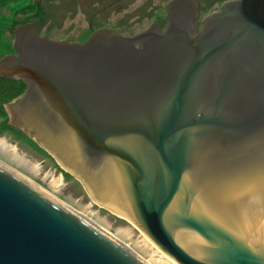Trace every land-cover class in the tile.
Masks as SVG:
<instances>
[{"label": "water", "instance_id": "obj_1", "mask_svg": "<svg viewBox=\"0 0 264 264\" xmlns=\"http://www.w3.org/2000/svg\"><path fill=\"white\" fill-rule=\"evenodd\" d=\"M166 29L85 44L20 26L0 80L9 124L99 207L178 264H264V0H174ZM0 264H141L0 167Z\"/></svg>", "mask_w": 264, "mask_h": 264}, {"label": "rangeland", "instance_id": "obj_2", "mask_svg": "<svg viewBox=\"0 0 264 264\" xmlns=\"http://www.w3.org/2000/svg\"><path fill=\"white\" fill-rule=\"evenodd\" d=\"M174 0H0V61L17 55L14 34L18 27L35 25L38 35L56 43L83 45L100 30L133 38L149 31L154 22L165 31L167 6ZM237 0H200L199 22L228 2ZM200 24V23H199ZM201 30V25H199ZM27 93V86L11 79L0 80V102L12 103ZM9 114L0 105V141L14 148L20 157L12 167L47 191L53 180L63 177L55 191L57 197L73 209L97 214L112 233L129 229L132 243L141 242V234L125 220L98 207L89 197L80 179L64 171L58 161L37 142L9 124ZM24 161L25 163H21ZM32 168H39L32 172ZM144 258V257H143ZM178 264V263H176Z\"/></svg>", "mask_w": 264, "mask_h": 264}, {"label": "bare ground", "instance_id": "obj_3", "mask_svg": "<svg viewBox=\"0 0 264 264\" xmlns=\"http://www.w3.org/2000/svg\"><path fill=\"white\" fill-rule=\"evenodd\" d=\"M20 157L18 156L16 150L11 146L7 145L4 141H0V167L9 172L10 174L14 175L21 181L28 184L30 187L38 191L40 194L60 206L61 208L65 209L66 211L70 212L83 222L87 223L95 230L112 240L118 246L123 248L127 251L130 255H132L136 260H138L141 264H176L177 262L174 261L172 258L164 254L138 227L133 225L126 219L116 216L115 214L108 211L113 216L125 220L131 224L132 227L137 229V231H141V242L139 243H132V233L129 229L120 230L118 232L112 233L111 229L108 227L107 222L105 220H101L98 218L97 214H89L86 213L88 209H84L83 212H79L73 209L70 205L66 202L60 200L56 195V190L60 187L62 183V178L60 177L57 180H53L51 184V192L43 189L40 187L36 182L32 181L16 169H14L10 165V163L16 164L15 161L18 160ZM21 163H25L21 161ZM59 163V162H58ZM64 171H67L61 165H59ZM39 168H32V172H38ZM70 173V172H69ZM72 174V173H71ZM73 175V174H72ZM76 177V176H75ZM79 179V178H78ZM83 184V183H82ZM84 186V185H83ZM99 207V206H98ZM101 208V207H100ZM144 257V258H143Z\"/></svg>", "mask_w": 264, "mask_h": 264}, {"label": "flooded vegetation", "instance_id": "obj_4", "mask_svg": "<svg viewBox=\"0 0 264 264\" xmlns=\"http://www.w3.org/2000/svg\"><path fill=\"white\" fill-rule=\"evenodd\" d=\"M199 23H200L199 25H201V29H202V27H203V21H200ZM164 29H166V27Z\"/></svg>", "mask_w": 264, "mask_h": 264}]
</instances>
